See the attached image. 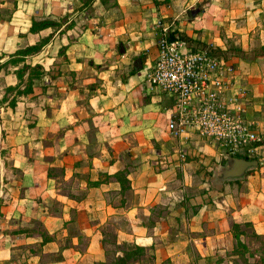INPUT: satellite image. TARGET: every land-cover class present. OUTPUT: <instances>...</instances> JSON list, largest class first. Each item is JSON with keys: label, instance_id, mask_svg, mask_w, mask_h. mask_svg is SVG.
<instances>
[{"label": "crops", "instance_id": "1", "mask_svg": "<svg viewBox=\"0 0 264 264\" xmlns=\"http://www.w3.org/2000/svg\"><path fill=\"white\" fill-rule=\"evenodd\" d=\"M81 3L0 0V62L49 36L0 68V88L21 81L23 62L42 70L0 105V264H115L134 245L149 259L118 264H264V246L240 232L236 250L233 230L247 222L264 239V0ZM158 24L232 63L261 136L252 153L168 128L173 97L145 80ZM234 154L251 158L241 169Z\"/></svg>", "mask_w": 264, "mask_h": 264}, {"label": "built area", "instance_id": "2", "mask_svg": "<svg viewBox=\"0 0 264 264\" xmlns=\"http://www.w3.org/2000/svg\"><path fill=\"white\" fill-rule=\"evenodd\" d=\"M158 25V55L145 80L152 90L173 97L168 128L197 131L233 152L252 153L261 136L245 118L249 90L230 76L232 63L210 43L188 46L180 34L170 37L169 27Z\"/></svg>", "mask_w": 264, "mask_h": 264}, {"label": "trees", "instance_id": "3", "mask_svg": "<svg viewBox=\"0 0 264 264\" xmlns=\"http://www.w3.org/2000/svg\"><path fill=\"white\" fill-rule=\"evenodd\" d=\"M157 1V0H156ZM93 2L94 0H82V3L80 5L81 9H87V10H91L92 6H93ZM66 15L62 16L59 20L56 19H50V18H41V19H36L33 18L32 19V23L30 26V30L35 31L38 30L40 28L46 27V26H59L60 25V21L65 20ZM176 33V30L172 29L170 30V37H173ZM181 35V34H180ZM49 36H45L43 38H41L38 42L33 43V44H27L24 47L17 49L16 51H14L13 53H10L9 57L10 58H14V61L12 63H17L18 61L24 59V56L26 54L38 51L40 49V47L43 45V43L48 39ZM198 45V44H197ZM197 45H194L193 47H196ZM217 49V48H216ZM9 61H7V59H5V61L0 62V68L4 65H6ZM25 68H28V78L26 81V84L23 86V88H17L18 87V83L14 84V85H9L6 87V90H14L15 93H22V92H27L31 89V83H32V78L35 76H38L42 70H41V65L40 64H34L31 65L29 63H25L23 62L22 66H20L19 68H17L16 73L18 78L21 79V77L23 76L24 72H25ZM135 69L132 68L130 69V73L134 72ZM8 103H13V100H9ZM235 156H238L239 158H241L242 160H244V162L246 163V161L248 159H250L251 157L249 155H242V154H234ZM244 225L248 226L249 223H244ZM233 230L234 233H236L237 238H239L238 234L241 232L243 233L244 231L241 229V225L239 223H234L233 224ZM252 234L256 237H261L260 235L254 234V232H252ZM245 246V243L241 242L240 240H238L237 242V246H236V250H241L242 247ZM142 248L141 246L138 245H134L131 246L130 248H128L127 250H125L124 254L119 257L116 258V262L115 264H118V262H121L125 259L129 260V258H135L137 253H142ZM162 264H187V263H174L171 260H167L165 262H163Z\"/></svg>", "mask_w": 264, "mask_h": 264}, {"label": "rangeland", "instance_id": "4", "mask_svg": "<svg viewBox=\"0 0 264 264\" xmlns=\"http://www.w3.org/2000/svg\"><path fill=\"white\" fill-rule=\"evenodd\" d=\"M211 46H212V49L215 52H218L220 55H223L222 52H220V50L218 48L216 49V47L213 44H211ZM6 59H7V61H9L7 64L12 63L14 61V58H10V57H7ZM27 71H28V68H25V72H24L23 76L21 77V81L18 83V87L17 88H20L21 89V88H23V87H21V85L24 86L26 84V81H27V78H28V72ZM40 74L38 76H40ZM3 90H5V93H4L3 99H0V105L3 104V102L5 100H7V99H9V100L12 101L14 99V95H15L14 94L15 93L14 90H11V91L10 90H6V87L5 88L4 87L3 88H0V95H1V92ZM5 164H7V161L6 160H5ZM246 164H247V162L244 163V160H241V162H240V164L238 166L242 169V168H244L246 166ZM8 195H9V193L8 192H5L2 195L1 199L2 200L7 199L8 198ZM241 229L244 231L243 233L246 234V237L249 238V244H251V246H256V247H259V248L264 246V239L262 237H256V236H254L252 234V232H251L250 226H246V225L243 224L241 226ZM246 237H245V240H246ZM107 239H108V241H110L112 243V244L108 245L109 246V255H108V258H109L110 261H113L116 258L115 257V251L117 250V247L118 246L116 245V243H114V240L111 237H108ZM238 240H240V239L237 238L236 243L238 242ZM140 254L141 253H137L135 255L136 256L135 258H141L140 260L143 259V261H145V262L149 259L145 255H140ZM135 258H132V259H135ZM132 262H133V260H132ZM172 262L175 263V261H172ZM17 264H23V263L20 262V263H17Z\"/></svg>", "mask_w": 264, "mask_h": 264}]
</instances>
